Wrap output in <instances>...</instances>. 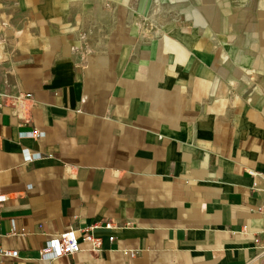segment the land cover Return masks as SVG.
Returning a JSON list of instances; mask_svg holds the SVG:
<instances>
[{"label": "crops", "instance_id": "crops-1", "mask_svg": "<svg viewBox=\"0 0 264 264\" xmlns=\"http://www.w3.org/2000/svg\"><path fill=\"white\" fill-rule=\"evenodd\" d=\"M219 1L214 49L203 30L116 43L91 0H0V90L33 96L25 125L0 102L5 264H264V0ZM105 223L100 252L39 259Z\"/></svg>", "mask_w": 264, "mask_h": 264}, {"label": "rangeland", "instance_id": "rangeland-1", "mask_svg": "<svg viewBox=\"0 0 264 264\" xmlns=\"http://www.w3.org/2000/svg\"><path fill=\"white\" fill-rule=\"evenodd\" d=\"M91 1L98 7V18L100 20L104 19L107 24H100L98 32L101 35L114 34L116 43L118 39L126 34L131 35L129 44L134 45V43L147 44L162 33L174 32L188 35L190 32L203 30L212 39L211 44L215 46L214 49L218 48L216 41L219 34L218 29L220 28L218 25L210 23L217 19L215 17L216 11L214 9L210 10L209 7L214 5L212 3L220 2L219 0L213 2L212 0ZM230 11L235 21L238 23L244 21L241 18L242 12L240 9H230ZM1 22H6V16L0 12ZM5 27L3 33H5L8 26ZM227 30L229 35L233 32V26H228ZM97 44L100 45L101 43L98 42Z\"/></svg>", "mask_w": 264, "mask_h": 264}, {"label": "built area", "instance_id": "built-area-1", "mask_svg": "<svg viewBox=\"0 0 264 264\" xmlns=\"http://www.w3.org/2000/svg\"><path fill=\"white\" fill-rule=\"evenodd\" d=\"M4 23H0V47L4 42ZM0 102L4 103V107L8 108L11 117L17 119L19 124L25 125L27 121L24 120L25 115L28 113L33 102V96L31 94L10 95L0 90ZM45 133L33 129L31 132L20 133V138H30L39 140L44 137ZM22 157L25 164H29L33 161L40 160L43 156L40 153H30L28 149H22ZM253 176H261L256 173H252ZM264 180V177H261ZM7 201L6 196L0 195V208ZM1 226V219H0ZM12 235H15L14 222H11ZM97 229L113 230L114 227L110 223L104 225H91L80 229H69L63 233L50 237L45 245L39 250V259L41 261L52 262L64 257H72L79 253L80 241L88 243L90 245L89 252L101 251V240L94 235V231ZM113 241V237L109 238ZM122 254L127 257L133 258L136 253L130 250L122 251ZM18 258V251L6 250L0 248V264H5V260H13Z\"/></svg>", "mask_w": 264, "mask_h": 264}]
</instances>
